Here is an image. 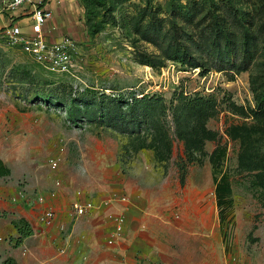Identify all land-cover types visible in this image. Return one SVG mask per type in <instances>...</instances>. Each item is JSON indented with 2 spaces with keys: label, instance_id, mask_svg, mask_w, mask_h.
<instances>
[{
  "label": "rangeland",
  "instance_id": "374dc122",
  "mask_svg": "<svg viewBox=\"0 0 264 264\" xmlns=\"http://www.w3.org/2000/svg\"><path fill=\"white\" fill-rule=\"evenodd\" d=\"M55 3L62 35L75 45L69 72L35 63L6 36L9 17L0 18V158L11 169L0 177V264H114L126 221L122 236L109 239L116 218L127 220L124 204L150 215L166 210V262L150 252L137 261L264 264V175L245 167L264 155V120L251 114L264 81V0H109L107 9ZM28 17L14 21L29 32L30 21L21 22ZM95 20L100 31L92 36ZM229 26L259 37L261 55L246 71L227 55L219 69L209 35ZM183 43L203 67L178 61ZM195 97L207 111L189 109ZM84 102L96 105L95 116L81 113ZM74 104L76 116L68 112ZM108 108L115 115L102 119ZM218 144L227 152L215 174L210 155ZM214 175L231 183L223 207ZM75 201L94 203L93 214L111 222L103 244L87 243L86 224L73 227ZM46 208L57 214L49 227L39 221ZM23 219L33 234L20 242Z\"/></svg>",
  "mask_w": 264,
  "mask_h": 264
},
{
  "label": "trees",
  "instance_id": "16d2710c",
  "mask_svg": "<svg viewBox=\"0 0 264 264\" xmlns=\"http://www.w3.org/2000/svg\"><path fill=\"white\" fill-rule=\"evenodd\" d=\"M86 8L90 7H101L102 9H107L109 0H81ZM96 19V18H95ZM245 22V20H243ZM99 22L95 20L93 24H89V31L92 36H95L99 31ZM209 39L211 41V45L213 48V51L218 54V59H220L221 66L219 69H225L226 65L224 62L227 61L224 59V57L230 56L229 65L231 67H234L237 71L242 72L249 69L258 59L259 55H261L260 48L261 45L259 44V37L253 33H250L248 29L242 28L241 30H235L233 27L231 28L229 26L228 32H216L209 35ZM183 49L180 51V56L177 58V56L174 59H178L180 62H187L190 65L194 67H203L204 64L200 61V58H198L195 55V50L191 48V46H188L187 44L183 43L180 44ZM177 46L178 43H177ZM177 49V48H176ZM181 49V48H180ZM176 55V54H175ZM212 54L209 53V56ZM255 106L251 109V114L256 118L257 120H264V81L258 86V88L255 90ZM85 101V99H84ZM74 103L78 102V98H74ZM88 102V101H87ZM87 102H84L85 109L81 110V113L86 115L87 117L91 115H96L98 110L95 106H91V104H87ZM80 103V102H79ZM83 104V103H82ZM189 109H192L196 113H203V111H207L206 108V100L204 98L195 97L191 99L187 103ZM234 108H238L236 104H233ZM76 104L73 105V108H69L68 112L76 116L78 115L75 110ZM98 108V107H97ZM91 109V111H90ZM99 109V108H98ZM239 109V108H238ZM94 111V113H93ZM115 109L112 110V108H108L107 110L103 111L101 109V117L106 118L114 116L115 115ZM91 113V114H90ZM209 133L210 139L217 140L218 135L216 132L207 130ZM227 148L224 145L218 144L214 150L212 151L210 155V162L212 164V167L214 169V173L217 174V172L221 168V164L226 156ZM188 160H192L194 157L188 156ZM245 167L248 170H258L261 171L260 174H258V177H262L264 174V155L254 157L250 160L246 161ZM182 169L185 171L186 166L185 163L182 165ZM11 175V169L9 166L6 165V163L0 158V177H6ZM185 180V172L182 174V182ZM262 180V178H260ZM214 183H215V194L217 197V202L220 207H223V205L226 202L231 203V200H227L231 194H232V188L231 183L229 181V178L227 175H223L220 178L217 175H214ZM18 231L20 233L19 241L21 242L23 238H27L33 234V229L31 225L28 223L27 220L23 219L21 220V223L17 224ZM4 264H18L16 259L14 258H8L4 261Z\"/></svg>",
  "mask_w": 264,
  "mask_h": 264
},
{
  "label": "built area",
  "instance_id": "2783aa9c",
  "mask_svg": "<svg viewBox=\"0 0 264 264\" xmlns=\"http://www.w3.org/2000/svg\"><path fill=\"white\" fill-rule=\"evenodd\" d=\"M28 14L31 29L28 32L20 24L15 23V17ZM8 16L10 23L6 25V36L14 45L21 47L35 63L51 71L69 72L73 63L72 51L74 43L68 38L51 42L49 34L51 30L48 23L53 19L54 12L47 6V0H0V18ZM57 166L56 162H52ZM43 202L44 198L41 197ZM96 208L92 202L81 203L75 201L72 204V215L77 218L91 213ZM56 211L52 208L43 209L39 221L45 226H52L56 219ZM116 229L109 243L113 244L124 231L126 217L121 214L117 218Z\"/></svg>",
  "mask_w": 264,
  "mask_h": 264
},
{
  "label": "crops",
  "instance_id": "0c3cea01",
  "mask_svg": "<svg viewBox=\"0 0 264 264\" xmlns=\"http://www.w3.org/2000/svg\"><path fill=\"white\" fill-rule=\"evenodd\" d=\"M56 0H47V6L54 12L53 19L48 23V28L51 30L49 40L51 42L59 41L63 38L62 27L60 26V13L57 11ZM29 18L21 19V22ZM126 210V230L121 240L115 243V258L114 264H138L144 262L141 259L136 260L135 256H143L150 253H160L166 262V210H162L159 214L150 215L149 212L140 204H124L122 205ZM93 212L76 219L73 227L80 224H86L85 234L88 237L87 243L89 245H99L104 243L101 240L107 237L112 228L111 222L100 214L96 216ZM158 217L160 218H157ZM97 219V221H96ZM96 221V222H95ZM97 223V224H96ZM136 226H138L136 228ZM162 227V229H159ZM75 228L73 231H75ZM161 230V231H160Z\"/></svg>",
  "mask_w": 264,
  "mask_h": 264
}]
</instances>
